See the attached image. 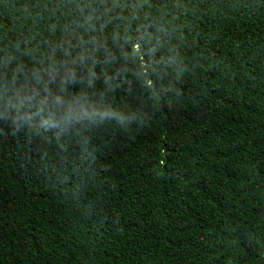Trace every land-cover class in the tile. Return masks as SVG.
<instances>
[{
	"label": "trees",
	"instance_id": "16d2710c",
	"mask_svg": "<svg viewBox=\"0 0 264 264\" xmlns=\"http://www.w3.org/2000/svg\"><path fill=\"white\" fill-rule=\"evenodd\" d=\"M0 264H264V0H0Z\"/></svg>",
	"mask_w": 264,
	"mask_h": 264
},
{
	"label": "clouds",
	"instance_id": "9594fccd",
	"mask_svg": "<svg viewBox=\"0 0 264 264\" xmlns=\"http://www.w3.org/2000/svg\"><path fill=\"white\" fill-rule=\"evenodd\" d=\"M101 115H103V116H107V115H110V113L107 112V111H105V112L101 113ZM120 119H123V117L121 116Z\"/></svg>",
	"mask_w": 264,
	"mask_h": 264
}]
</instances>
